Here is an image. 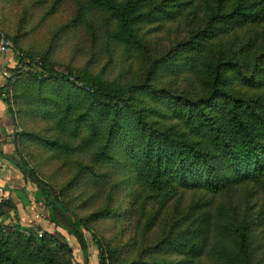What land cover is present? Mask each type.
I'll return each mask as SVG.
<instances>
[{"label": "trees", "instance_id": "1", "mask_svg": "<svg viewBox=\"0 0 264 264\" xmlns=\"http://www.w3.org/2000/svg\"><path fill=\"white\" fill-rule=\"evenodd\" d=\"M90 4L102 13V31L123 47L126 60L137 65V75L128 81H106L101 75L62 74L46 53L34 60L31 53L20 51L9 68L10 78L0 87V98L14 122L12 154L2 157L18 169L26 186L35 185L34 198L43 200L49 220L76 240L85 259L83 230L88 222L107 217L130 221L132 234L124 243L93 236L98 264H197L203 256L214 264H255L252 230L264 228V0ZM200 9L205 13L198 19ZM178 18L186 32L167 48H155L141 33L144 25ZM257 27L262 28V43L252 45L250 39L239 37L240 30ZM6 37L21 50L20 33ZM164 77L184 80L188 87L163 83ZM21 105L28 106L27 112ZM23 112L73 137L85 127L86 143H100L94 158L121 170L118 184L127 189L126 204L113 208L109 195L106 206L87 219L69 216L58 194L30 169L22 150L29 141L51 151L70 147L59 136L44 138L17 129L15 114ZM10 184L15 200L23 202L22 187L13 180ZM240 188L256 192L258 201L250 209H257L254 215L242 217L232 201L213 212L193 203L152 247L144 245L145 233L181 191L219 195ZM15 200L9 194L0 203L1 216L16 207ZM124 236L120 230L118 238ZM127 247L135 251L124 252ZM174 254L177 258H169ZM0 264H73L72 250L54 230L38 237L17 222H0Z\"/></svg>", "mask_w": 264, "mask_h": 264}, {"label": "rangeland", "instance_id": "2", "mask_svg": "<svg viewBox=\"0 0 264 264\" xmlns=\"http://www.w3.org/2000/svg\"><path fill=\"white\" fill-rule=\"evenodd\" d=\"M209 3L213 2L209 1ZM204 13L203 9H200L195 16L199 19ZM101 16V11L93 8L90 0H0V35L16 33L21 35L19 39L21 50L14 48L4 56L6 59L4 63L7 61L10 63L6 69L8 74H10L9 68L16 63L20 51H26L32 54L34 60L46 53L56 71L62 74L70 72V75L74 76L81 73L92 76L101 75L106 81H128L131 77H135L138 73L137 65L134 61L126 60L123 47L102 31ZM185 32L182 18L163 25H144L141 30V33L149 37L151 44L157 49L161 46L167 48L183 37ZM239 37L244 38L245 41L250 39L249 43H253L252 45L262 43L264 39L261 27L251 31L240 30ZM8 39L12 42L10 37ZM71 77L73 79V76ZM163 79L161 78L163 83L177 82L175 86L178 88L188 87L184 80L176 79V82H172L170 77ZM77 85L81 83L77 82ZM25 106L28 108L27 105ZM25 106L21 105V108L27 112ZM24 112L21 115L15 114L17 129L39 133L44 138L59 136L70 147L68 150L51 151L40 143L29 141L26 149L22 150V155L26 158L30 169L32 168L39 179L58 194L69 216L87 219L106 206L109 195L112 196L110 205L113 208L118 209L126 204L129 199L126 196L127 189L122 184H118L120 183L118 181L123 178L121 170L110 161L94 158L100 143L99 141L86 143L85 127H80L77 135L73 137L68 130L55 131L47 120ZM11 145L13 147L12 143ZM9 167H12L10 175L13 184L24 190V201L16 199L13 216L0 215V222L7 226L17 222L25 232H32V227L42 230V233L54 230L55 233L64 237L71 247L73 264H98L93 236L101 237L105 241L111 239L113 242L120 239L124 243L132 234L130 221L120 223V220L117 221L116 218L104 217L88 222L87 229L83 230L88 248L85 259L76 240L61 226H55L49 220L43 200L34 198L35 185L26 186L18 169ZM255 193L245 188L219 195L181 191L167 204L160 220H156L151 229L145 233L144 245L152 247L169 223H172L175 217L184 214L193 203H198L213 212L218 205L232 201V206L238 209L242 217L254 215L257 209L254 211L250 209L258 201ZM0 194L6 197L9 195L1 188ZM36 214L38 217H35ZM120 230L125 231L123 238H118ZM251 247L254 263L264 264V228L252 230ZM130 249L135 251V248L127 247L124 252ZM158 257L163 255L159 254ZM169 258H177V255H170ZM197 264L214 263L209 257L203 256L198 259Z\"/></svg>", "mask_w": 264, "mask_h": 264}, {"label": "crops", "instance_id": "3", "mask_svg": "<svg viewBox=\"0 0 264 264\" xmlns=\"http://www.w3.org/2000/svg\"><path fill=\"white\" fill-rule=\"evenodd\" d=\"M8 54V53H7ZM6 54V55H7ZM5 55L0 56V87L5 84V79L2 75V72L10 66V63L4 59ZM15 64L12 65V67ZM14 127L12 124L11 116L8 112L6 104L0 98V188L3 189L6 193L10 194V197L15 200V195L12 193L11 188V175L10 172L12 167L7 163L5 158L2 157L3 154H10L13 150L11 145V134ZM8 197V195H7ZM15 200L14 202H16ZM14 211H10L9 216H13Z\"/></svg>", "mask_w": 264, "mask_h": 264}, {"label": "built area", "instance_id": "4", "mask_svg": "<svg viewBox=\"0 0 264 264\" xmlns=\"http://www.w3.org/2000/svg\"><path fill=\"white\" fill-rule=\"evenodd\" d=\"M14 49L13 43L4 35H0V56L6 55L10 51ZM2 75L4 78L8 79L10 78V74H8L7 70L5 69L2 72ZM7 197L0 194V203H2ZM35 217H38V214L35 215ZM32 233H35L38 237H41L42 230H39L37 227H32ZM29 233V232H27Z\"/></svg>", "mask_w": 264, "mask_h": 264}]
</instances>
